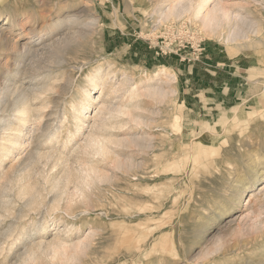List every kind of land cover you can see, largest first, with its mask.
I'll return each instance as SVG.
<instances>
[{"label":"rangeland","instance_id":"rangeland-1","mask_svg":"<svg viewBox=\"0 0 264 264\" xmlns=\"http://www.w3.org/2000/svg\"><path fill=\"white\" fill-rule=\"evenodd\" d=\"M151 5L0 0V77L41 87L28 90L32 117L0 162V234L11 231L0 235V264H264V0L207 2L220 27L242 30L231 43L187 15L159 22ZM61 13L80 16L49 27ZM44 30V41L65 43L27 55L15 74L16 49ZM161 88L170 89L166 98ZM85 89L80 133L65 144ZM175 116L182 131L170 127ZM91 134L104 138L106 156L83 152ZM33 147L40 150L34 162L14 169ZM87 165L91 178L82 182L76 168ZM63 173L70 179L50 210L47 190ZM25 184L37 188L42 204L23 205ZM60 244L67 247L55 255L52 245ZM28 247L31 260L21 254Z\"/></svg>","mask_w":264,"mask_h":264},{"label":"bare ground","instance_id":"bare-ground-1","mask_svg":"<svg viewBox=\"0 0 264 264\" xmlns=\"http://www.w3.org/2000/svg\"><path fill=\"white\" fill-rule=\"evenodd\" d=\"M149 1H151V3H152V5H151L152 6V10L151 11H153V12L160 11L161 17L159 19V22H162V21L167 20V19H172V18L181 17L183 15H187V17L189 19L198 20L200 22L201 26L206 29L205 31H206L207 34L223 35L224 41L226 43H231L232 41L236 40V37H238L240 35L239 32H242V30L239 31V25L237 23L234 24L233 28L232 27L229 28L228 31L225 30V28L223 26L220 27L221 26V24L219 23L220 20L218 19V17H216L215 12L212 11L211 9H209V10L207 9L208 8L207 7V2L209 0H149ZM164 3H166V4H164ZM163 5H164V9L162 7ZM218 9L222 10L223 13L225 15H227V12L224 11V9H222V7H218L217 10ZM203 10H206V11L204 12ZM81 11H83V10H81ZM77 13H78V11H77ZM79 14H83V13H79ZM72 16L74 18H79L80 15H78L76 13L73 14V15H68V14L61 13V14L58 15L56 20H53L52 18H51V21L49 20L50 22H53L52 24L51 23L49 24V27H51V25H52L54 27V30H55L62 20L68 19V18H70ZM94 23H96V18H93L91 20L82 19L81 23H80V26L89 27V26L93 25ZM224 23L226 24V23H228V21H225ZM54 30L51 32L52 35L55 34ZM40 33L41 34H39V36H36L34 39H31L32 35L29 36L28 40L23 42L22 45L19 46L18 49H16V55H17L18 58L15 61L13 60V65H12L13 68H14L15 74H19L21 69L24 67V65H23L21 60L25 59V57L27 55L29 56V54H30V55L37 56V54L41 51V49H44V48L46 49V47H52L51 43L54 42V41H55L56 44L57 43L58 44L65 43V40L63 38H61L60 36H56L55 37L56 39H54V41L46 42V41H44V38H46V36H47L46 35L47 34L46 30L41 31ZM3 35L5 37V32L4 31H0V40H1V37H3ZM243 36H244V32H243ZM243 36H241L240 38H242ZM3 45L4 44H2V46L0 45L2 47V49L0 48V50H2V51H3ZM54 48H56V47H54ZM49 50L52 51V48H50ZM34 60H35V58H34ZM63 62H65V61H63ZM162 67L165 68L164 66H162ZM28 74H30V73H28ZM25 77H26V75H25ZM89 79L95 85V81H96L95 80V75H91L89 77ZM39 86H38V82L37 83H32L29 86L24 85L22 83H20L19 85H16L15 82L10 81V79L8 77H0V130L4 131L7 134V135L3 134V137H2V139L7 141V144H6L7 146L4 145V147L2 149V154L0 155V162L3 161L7 157L9 152L13 151V148L17 145V142L22 137V135H21L22 134L21 133L22 132L21 131V127L24 126V124L28 121V118L32 115L31 114V110L28 107V102H29V100H28L29 99L28 98V90H30V91L32 90L33 91L35 89V90L39 91V90H41L40 89L41 87H39ZM30 88H32V89H30ZM169 93H170V89H166V88H161L158 91V94L162 98H166L169 95ZM83 94H84V96L82 98V101H81L80 105L77 106L74 109V113L75 114H74L73 119H74V128H75V130L73 132H70V131L68 132L66 138L64 139V143L65 144L70 143L73 140V137H75L76 135H78L80 133V130H81V117L84 116L85 106L90 101V98H89L90 97V90L85 89ZM241 110H242V107L239 106V107H237L235 109L234 112L232 111L231 114L232 115L238 114ZM38 111L36 112L35 118H40L41 113L38 112ZM226 119H228V118H226ZM241 119H243V118H241ZM170 124H171L170 127H173V131L174 130L175 131H179V130L182 131L183 130L182 128L185 127V126H183L180 123V117H176V116L174 118H172V123H170ZM48 125L45 126V127H49ZM38 129H40V128H38ZM44 129L48 130L46 128H44ZM38 131L41 132V130H38ZM13 132L14 133L17 132L20 135L11 138L10 136L13 134ZM185 132L187 134H189V131L185 130ZM187 134H185V135H187ZM41 138L39 137L40 140H42ZM37 144H40V142L37 143ZM83 149L82 150H83L84 153L90 154V155H92V157L93 156L94 157L95 156L104 157L109 152V148H108L106 142L104 141V138L99 136V135L95 136L93 134H91L89 136V138L87 139V141H85ZM73 150H74V152L75 151L77 152V149L73 148ZM152 151H153V149H152ZM38 155H40L39 148L38 147L31 148V150H29L25 154V157L23 158V160L21 162H19L16 165V167H14V169H16V170H18V169L19 170L26 169L28 166H30L34 162L35 157L38 156ZM52 156H53L52 154H49V156L46 155L45 157L50 158ZM92 157H90V158H92ZM55 159H57V161H58L59 159H61V157L59 155H57L55 157ZM83 165H85V164H83ZM131 165H133L132 160L129 161L128 168ZM79 170H80L79 168H76V171H78V173L83 171V173H82L83 176L82 177L78 176V177L82 180V182H87V179L91 178V171H93V167L87 165V166H84L83 168H81L80 171ZM126 173H127V171H126ZM64 174L65 173H63L62 175H64ZM77 175H79V174H77ZM256 176H257V171L252 174L251 178L254 180L256 178ZM69 179H70L69 174L68 175L65 174L63 177L60 175V177L52 179V188L50 190H47L48 194H50L51 191L53 192V194L50 197L51 200H52L51 201V206L49 208L50 210H53L54 208L58 207V205L60 203V200L62 199V195H63V193L65 191V186H61V184L63 182L69 181ZM3 188L5 190L9 189L7 187V185H4ZM19 194H20L21 198H23V199L25 198L23 200V205L28 206L29 208H34V207L42 204V201L40 200V197H39L40 193L37 190V188L34 187V186H29V185L25 184L23 186V190H21V192ZM79 194L82 195V189H81V192ZM79 194H78V196H79ZM1 199L2 200H0V207L5 205V203L3 202V197L2 196H1ZM5 199H6V197H5ZM71 199H73V198H71ZM65 207H67L69 209L68 211H70V212H71V210L73 208L72 205H70V204H68ZM5 208L6 207H4L3 209H5ZM6 209H8V208H6ZM68 211L66 210L67 213H68ZM4 212H6V211L4 210ZM71 213L73 214L74 211H72ZM0 235L3 237V239H6V238L11 236V231L10 230L6 231V232L4 231ZM52 246H54L53 247V249H54L53 253L55 255H58L59 253L62 252L60 248H62V250L65 251L64 249H66L65 247H67V246H65L63 244H60V245H57V246L56 245H52ZM36 247H40V246L37 245ZM28 248L24 249L21 254L25 255L26 259H28V260L30 259L31 260V259L35 258V256H34L35 253H34L33 248H29V249ZM75 248L77 250L80 249L79 246H76ZM13 264H16V263H13ZM17 264H19V263H17ZM22 264H25V262L22 263Z\"/></svg>","mask_w":264,"mask_h":264},{"label":"crops","instance_id":"crops-1","mask_svg":"<svg viewBox=\"0 0 264 264\" xmlns=\"http://www.w3.org/2000/svg\"><path fill=\"white\" fill-rule=\"evenodd\" d=\"M211 77H212V76L210 75V76L208 77V79H206V81H210V80H211Z\"/></svg>","mask_w":264,"mask_h":264}]
</instances>
